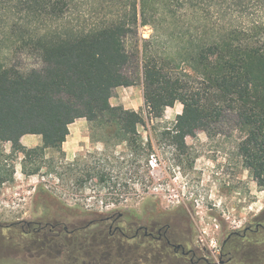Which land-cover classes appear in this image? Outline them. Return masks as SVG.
Instances as JSON below:
<instances>
[{
  "label": "trees",
  "instance_id": "16d2710c",
  "mask_svg": "<svg viewBox=\"0 0 264 264\" xmlns=\"http://www.w3.org/2000/svg\"><path fill=\"white\" fill-rule=\"evenodd\" d=\"M33 1L36 9L45 11L50 6V0ZM179 1L132 0L129 14L98 27L44 34L33 40L39 67L0 66V142L11 144L5 161L21 154L22 172L38 173L41 165L36 159L49 150L63 155L69 125L80 118L106 130L116 143H125L130 152L138 154L143 148L137 130L142 115L112 105L110 98L115 88L133 85L127 69L141 61L147 116L159 118L165 107L177 102L182 105L163 135L184 151L185 138L198 130L209 135L237 131L242 165L257 186L264 188V23L222 28L204 41L181 33L177 57L152 54L144 45L150 40L142 37L140 50L136 43L127 47L129 37L138 39L140 27L155 29L158 16L185 5ZM27 134L38 135L40 144L24 146L21 137ZM1 170L0 183L13 181V162L6 161ZM124 215L111 230L106 216L97 215L77 224L62 223L67 231L61 228V232L46 231L45 235L33 231L31 221L8 227L23 236L32 235V244L24 250L51 259L53 264H210L197 250L176 251L168 223V231L164 225L154 236H136L134 221L138 216L132 212ZM262 221L257 217L251 229L227 235L224 264H264ZM257 223L262 226L256 228ZM93 225L100 230L98 235L106 233L108 238L90 253L88 247L95 244V237H89ZM112 238L116 239L108 242ZM62 254L66 257L60 259Z\"/></svg>",
  "mask_w": 264,
  "mask_h": 264
},
{
  "label": "rangeland",
  "instance_id": "374dc122",
  "mask_svg": "<svg viewBox=\"0 0 264 264\" xmlns=\"http://www.w3.org/2000/svg\"><path fill=\"white\" fill-rule=\"evenodd\" d=\"M179 2L185 5L158 16L155 29L140 27L138 39L129 37L127 47L136 43L140 50L142 37L150 40L144 45L152 54L177 57L181 33L204 41L222 28L264 23V0ZM130 3L132 0H50L44 11L36 9L33 0H0V66L39 67L33 40L44 34L98 27L129 14ZM138 64L127 69L133 85L115 88L110 98L112 105L142 115L137 130L143 148L138 154L130 152L125 143H116L106 130L80 118L69 125L63 155L49 150L36 159L41 165L38 173L22 172L21 154L6 160L15 164V172L13 181L0 183V189H7L5 208L4 203L0 207V264H53L51 259L24 250L32 244L33 236L8 227L22 221L77 224L94 215L132 212L138 216V224L168 223L173 239L186 238L187 248L216 256L230 232L264 215V204H254L263 188L249 175L237 151L239 133L209 135L198 130L185 138L186 149L179 150L162 132L172 127L182 105L177 102L165 107L159 118L147 116L141 61ZM10 148L9 142H0V176ZM97 228L89 229V237H95V244L87 249L90 253L108 238L106 233L98 235Z\"/></svg>",
  "mask_w": 264,
  "mask_h": 264
},
{
  "label": "flooded vegetation",
  "instance_id": "af4514ba",
  "mask_svg": "<svg viewBox=\"0 0 264 264\" xmlns=\"http://www.w3.org/2000/svg\"><path fill=\"white\" fill-rule=\"evenodd\" d=\"M124 216H125L124 213L106 216L104 220L109 223V227H108L109 230H111L113 228L114 224L120 223L121 221H123L125 218ZM259 219H260V221L264 220V215L260 216ZM27 223L29 225V222H27ZM30 223H32V225L35 226L33 231L40 232L41 235H45L44 232L52 231V230H57L58 232H61V228L64 231L68 230L66 226L62 225L63 222H61L59 220L58 221L52 220V222L49 220H44V222L42 220H39V221H31ZM134 224L135 225L137 224V226L135 227V230H134V235H136V236L141 235V234L142 235L150 234V236H154L155 233H161V230L163 229L162 227H164V225H167L165 231H168V227H169L167 223H163V222H158L157 224H151L150 223L148 225H142V224L138 225V222L134 221ZM250 224H252V223L248 222L240 230L245 232L248 229H251L252 226H250ZM260 225L262 226L261 223H257L256 228L259 227ZM236 231H239V230H236ZM171 234H172V232L170 230V235ZM227 238L228 237L226 236V238L223 239L222 242L220 243L218 254L216 256H210L209 254H208V256L205 254H199V257L203 258L206 262H209L210 264H224V262H223V257H224L223 249H224L225 244L227 242ZM173 240L176 243L174 245V249L176 251L180 250L181 252H185V249H187L186 238H184L182 241L175 240V239H173ZM176 246H179V248L176 249L175 248ZM189 249H192V248H189ZM197 254H198V252H197Z\"/></svg>",
  "mask_w": 264,
  "mask_h": 264
},
{
  "label": "crops",
  "instance_id": "0c3cea01",
  "mask_svg": "<svg viewBox=\"0 0 264 264\" xmlns=\"http://www.w3.org/2000/svg\"><path fill=\"white\" fill-rule=\"evenodd\" d=\"M69 131H70V128H69ZM32 136H36L37 139H40V137L38 135L27 134V135H24L21 137V141L23 143H27L30 147H33V146L40 144L38 140L35 142V138L33 139ZM259 194L262 196H258L257 199L255 200L254 204H264V188L259 191ZM261 209L262 208H259L258 211H260Z\"/></svg>",
  "mask_w": 264,
  "mask_h": 264
},
{
  "label": "built area",
  "instance_id": "2783aa9c",
  "mask_svg": "<svg viewBox=\"0 0 264 264\" xmlns=\"http://www.w3.org/2000/svg\"><path fill=\"white\" fill-rule=\"evenodd\" d=\"M6 190L7 189H5V187L0 189V207L4 203V206L2 208H5V195H7V191ZM18 206H20V205L18 204ZM8 207H12V206L8 205ZM218 250H219V248H218ZM213 253H214V251H213ZM217 254H218V252H217ZM213 256H215V255H213Z\"/></svg>",
  "mask_w": 264,
  "mask_h": 264
},
{
  "label": "water",
  "instance_id": "95a60500",
  "mask_svg": "<svg viewBox=\"0 0 264 264\" xmlns=\"http://www.w3.org/2000/svg\"><path fill=\"white\" fill-rule=\"evenodd\" d=\"M175 248H176V249H178V248H179V246H176Z\"/></svg>",
  "mask_w": 264,
  "mask_h": 264
}]
</instances>
